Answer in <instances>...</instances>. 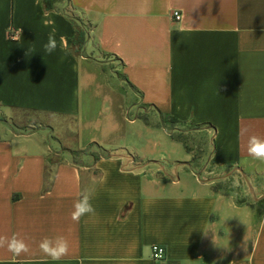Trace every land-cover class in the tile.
<instances>
[{
	"label": "crops",
	"instance_id": "0c3cea01",
	"mask_svg": "<svg viewBox=\"0 0 264 264\" xmlns=\"http://www.w3.org/2000/svg\"><path fill=\"white\" fill-rule=\"evenodd\" d=\"M70 3L87 26L79 53L69 46L68 17L45 11L40 0H0V109L82 117L88 126L102 94L110 107L94 121L102 137L123 121L144 148L77 156L6 128L0 237L15 234L30 251L14 256L0 247V264H264V214L250 205L264 193L254 201L222 187L238 176L264 192V162L247 151L251 136L264 139V0ZM50 33L57 47L47 54ZM107 68L118 84L98 92ZM122 85L131 119L121 117ZM158 144L183 149V160L144 163ZM83 194L95 213L77 222L71 213ZM60 235L69 252L52 260L38 245ZM152 244L164 246L161 262L152 260Z\"/></svg>",
	"mask_w": 264,
	"mask_h": 264
},
{
	"label": "rangeland",
	"instance_id": "374dc122",
	"mask_svg": "<svg viewBox=\"0 0 264 264\" xmlns=\"http://www.w3.org/2000/svg\"><path fill=\"white\" fill-rule=\"evenodd\" d=\"M109 70L113 72L112 68H109ZM107 72L108 68L105 75L100 74V76H98L97 81H99L100 84L98 86V92L104 91L106 88L109 89L110 86H117L118 84L117 79ZM123 88L127 92L126 97L128 100L125 107L123 106L124 108H122V120L123 118L131 119L134 117V110L128 108L130 106L129 100L131 99V93L124 86ZM109 109V104L105 101L104 95H97V98L93 103V116H90V119L92 120L88 126V121L83 120L82 117L78 120H73L71 118L38 116L37 114L30 112L0 109V134L4 133L6 128L12 129L15 132H32L34 136L41 137L44 141L47 140V145L51 146L53 149L73 150L76 151L77 156H79L80 151L97 155L101 152L110 150L123 151L125 153L127 150H130L129 147H135L137 149L143 147L144 144L139 142L138 138H136L135 132L133 130H128L127 124L125 122L123 123V121H120L118 128L111 132H106L104 134L105 138L102 137V130L101 128L95 127L94 121H98L97 117L100 119L106 117L109 113ZM165 122L166 123L163 127L166 129L172 127V121L166 119ZM92 137L99 140L102 138L104 141H100L99 146H96V144L90 143ZM185 142L193 146L198 145L197 139H191L189 137L185 138ZM155 150L157 152L154 154V158L144 159V163L147 161H155V163L175 166L178 162L183 160V149L181 153H176L175 151H171L170 147L158 144L155 147ZM140 154L141 153H139V155ZM203 176L206 178L208 177V175L205 174H203ZM223 182H225V185L222 186L224 189L228 191H245L247 192L245 197L248 199L257 197L259 193H264L261 191H253L251 183H249L246 178L241 179L240 177L235 176V178H230ZM247 187L249 188L247 189Z\"/></svg>",
	"mask_w": 264,
	"mask_h": 264
},
{
	"label": "clouds",
	"instance_id": "9594fccd",
	"mask_svg": "<svg viewBox=\"0 0 264 264\" xmlns=\"http://www.w3.org/2000/svg\"><path fill=\"white\" fill-rule=\"evenodd\" d=\"M56 47L55 36L53 33H50L48 41L44 45V51L47 54H51L56 50ZM247 151L254 159L264 162V139L255 135L251 136L248 141ZM73 207L74 210L71 213V218L77 222L80 221L81 217L95 213V209L91 203L90 194H83L78 200H76ZM5 246L14 256H20L21 254H26L30 251L29 246L25 241L18 238L15 234L11 238L0 237V247ZM38 247L44 255L50 257L52 260H60L69 252V242L62 235L56 236L55 238L45 237L40 241Z\"/></svg>",
	"mask_w": 264,
	"mask_h": 264
},
{
	"label": "trees",
	"instance_id": "16d2710c",
	"mask_svg": "<svg viewBox=\"0 0 264 264\" xmlns=\"http://www.w3.org/2000/svg\"><path fill=\"white\" fill-rule=\"evenodd\" d=\"M42 7L45 11H54L58 12L62 15H65L70 19V21L74 24L75 29H74V34L69 40V46L72 51L74 52H81V50L84 47V44L86 42V37H87V26L83 23V21L71 15V11L73 9L70 0H40ZM170 121L173 122V120L170 118ZM47 144V140L45 141ZM50 151L57 150L56 148H52L49 146ZM66 150V149H62ZM251 207L255 208L256 212L258 215L264 214V199L259 200L256 203L250 204Z\"/></svg>",
	"mask_w": 264,
	"mask_h": 264
},
{
	"label": "built area",
	"instance_id": "2783aa9c",
	"mask_svg": "<svg viewBox=\"0 0 264 264\" xmlns=\"http://www.w3.org/2000/svg\"><path fill=\"white\" fill-rule=\"evenodd\" d=\"M172 17L175 21H179L181 19V15L179 12H173ZM17 33L14 30H10L9 37L12 39H15L17 37ZM165 248L162 245L159 244H152L150 246V254L152 260L156 262H161L164 258Z\"/></svg>",
	"mask_w": 264,
	"mask_h": 264
},
{
	"label": "water",
	"instance_id": "95a60500",
	"mask_svg": "<svg viewBox=\"0 0 264 264\" xmlns=\"http://www.w3.org/2000/svg\"><path fill=\"white\" fill-rule=\"evenodd\" d=\"M253 200H254V201H257V198H254Z\"/></svg>",
	"mask_w": 264,
	"mask_h": 264
}]
</instances>
